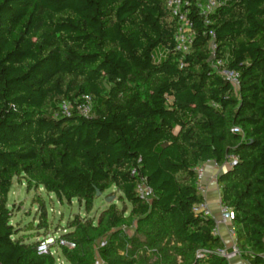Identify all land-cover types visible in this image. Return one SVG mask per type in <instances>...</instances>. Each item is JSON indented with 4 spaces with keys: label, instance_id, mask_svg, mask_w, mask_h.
<instances>
[{
    "label": "trees",
    "instance_id": "trees-1",
    "mask_svg": "<svg viewBox=\"0 0 264 264\" xmlns=\"http://www.w3.org/2000/svg\"><path fill=\"white\" fill-rule=\"evenodd\" d=\"M168 1L0 0V264H229L215 219L193 208L196 167L232 160L220 198L240 256L264 264V0H220L207 16L191 0L185 55ZM212 44L238 87L212 67ZM83 95L88 116L61 113ZM21 176L87 212L98 191L120 195L41 252L12 223Z\"/></svg>",
    "mask_w": 264,
    "mask_h": 264
},
{
    "label": "built area",
    "instance_id": "built-area-1",
    "mask_svg": "<svg viewBox=\"0 0 264 264\" xmlns=\"http://www.w3.org/2000/svg\"><path fill=\"white\" fill-rule=\"evenodd\" d=\"M195 5L199 9L200 13L204 16H207L208 14L214 12L218 6H220L222 3L220 0H195ZM192 5L191 0H169L168 6L173 14L174 17L177 18L179 23V29L178 33L175 36L176 42H177V50L181 51L182 54L189 53L192 45V38L194 34L193 30V22L191 18H189V9ZM214 49L215 45H211V50L213 52V56L210 59V63L214 69H217V71L223 75L226 79H228L231 84L234 87L239 86V74L236 71H229L227 69H223V61L222 60H216L214 59ZM93 98H91L89 95H83L79 101L76 102V104H72L71 102L63 101L60 104L61 113L65 115H71L72 111L75 109L79 114H82L83 116H88L91 113V110L93 108ZM240 129H235L236 132H239ZM234 164V161L227 162L224 166L230 167ZM196 173H197V182L196 186L199 191L204 196V201L202 203L195 204L193 210L196 213H202L205 216L213 217L212 210L208 204V202L205 199V194L207 191V177L205 174V168L204 166L198 165L196 167ZM136 173V170L133 171V174ZM137 194L143 198V199H149L153 196L154 191L153 189L148 185L146 179L140 181L137 184L136 187ZM219 210H220V219L215 220V228L214 232L218 235V225L220 223H224L228 225V232L231 237L234 238V242L232 246L228 248L219 249L218 253L226 258H230L234 255H240V249L237 246L236 243V227L233 222V210L231 207L226 205L221 199L219 200ZM57 237L51 236L47 239L41 241L39 243V250L41 252H48L50 249V246L55 243ZM61 245H65L68 248L75 247V244L70 241H63L61 240ZM52 254L55 253V251L51 252ZM58 264H64V262L61 260V258L58 259Z\"/></svg>",
    "mask_w": 264,
    "mask_h": 264
},
{
    "label": "rangeland",
    "instance_id": "rangeland-1",
    "mask_svg": "<svg viewBox=\"0 0 264 264\" xmlns=\"http://www.w3.org/2000/svg\"><path fill=\"white\" fill-rule=\"evenodd\" d=\"M157 52V51H156ZM24 176L15 177L9 193L8 206L12 209V223L20 230L19 235L29 237L30 241H43L48 237L58 235L63 231L69 219L75 215L98 217L100 212L108 205L107 195L116 199L120 195L117 189H111L106 194L97 197L93 209L87 212L79 200L69 202L60 200L55 194L48 193L43 188L27 186ZM118 204L121 203L118 201ZM45 208V211H44ZM45 215L43 216V213ZM57 248L54 247L53 251ZM61 260L66 264L64 259Z\"/></svg>",
    "mask_w": 264,
    "mask_h": 264
},
{
    "label": "crops",
    "instance_id": "crops-1",
    "mask_svg": "<svg viewBox=\"0 0 264 264\" xmlns=\"http://www.w3.org/2000/svg\"><path fill=\"white\" fill-rule=\"evenodd\" d=\"M205 168V174L207 177V191L205 194V199L208 202L213 218L217 221L220 219V210H219V200L220 198V189L217 182V176L224 169V166H218L214 161H208L202 163ZM218 235L221 236V239L225 245V248H230L234 242V238L229 235L228 225L220 223L218 225ZM229 264H250L248 260H245L240 255H234L230 258H227Z\"/></svg>",
    "mask_w": 264,
    "mask_h": 264
},
{
    "label": "water",
    "instance_id": "water-1",
    "mask_svg": "<svg viewBox=\"0 0 264 264\" xmlns=\"http://www.w3.org/2000/svg\"><path fill=\"white\" fill-rule=\"evenodd\" d=\"M97 196H98V197L101 196V192H100V191L97 192ZM107 199H108V200H107L108 202H110V201L112 200L111 198H107Z\"/></svg>",
    "mask_w": 264,
    "mask_h": 264
}]
</instances>
